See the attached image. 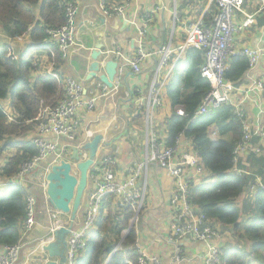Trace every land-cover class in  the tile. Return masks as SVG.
<instances>
[{
    "label": "trees",
    "instance_id": "obj_1",
    "mask_svg": "<svg viewBox=\"0 0 264 264\" xmlns=\"http://www.w3.org/2000/svg\"><path fill=\"white\" fill-rule=\"evenodd\" d=\"M113 1L121 0H109ZM65 12L64 0H0V31L8 39L0 43V157L12 153L0 167L2 181L17 177L22 166L38 156L34 142L22 138L36 128L45 108H54L65 97L60 79L32 78L35 53L46 54L53 61L62 56L58 46L50 41L48 31L65 23ZM25 38L31 44L18 55L10 41ZM203 63L204 52L195 49L187 50L176 63L168 84L174 112L166 121L164 144L166 148L175 146L180 135L191 142L200 166L214 178L211 182L192 185L191 202L212 225L223 228L222 234L225 231L246 239L241 247L224 249L221 264H264V189L250 190L251 186H256L257 179L264 182V157L250 154L247 165L238 163L239 169L249 174L234 173V152L243 139L242 123L235 109L225 105L195 117L211 89L201 75ZM247 68L246 59L232 58L225 79L234 84L242 82ZM176 107H181L183 116L175 111ZM4 108L10 111L9 115ZM213 126L219 131V140L208 136ZM44 174V170H37L35 175L42 180ZM29 194V188L18 184L6 186L5 190L0 187L1 248L14 247L22 241ZM244 194L248 202L243 206L245 216L240 221L241 212L235 201ZM133 217L131 209L118 208L113 197L105 198L94 228L85 235L86 247L79 252L74 264H138L136 228H130ZM125 232L128 233L123 238ZM246 242L250 243L249 250H246Z\"/></svg>",
    "mask_w": 264,
    "mask_h": 264
},
{
    "label": "crops",
    "instance_id": "obj_2",
    "mask_svg": "<svg viewBox=\"0 0 264 264\" xmlns=\"http://www.w3.org/2000/svg\"><path fill=\"white\" fill-rule=\"evenodd\" d=\"M64 1L74 2L79 8L76 45L66 58L61 56L58 61L49 59L46 54L41 52L35 53V70L32 73V78L55 77L62 81L63 87H65L66 80L75 79L84 86L87 94L91 96L92 93L98 92L99 80L96 78L88 79L90 67L94 62L92 54L96 50L97 44L101 42L103 45V53L98 60L100 75L105 73L104 65L112 58L110 55L107 56L108 52L118 49L129 59H134L137 56L140 46L138 42L139 30L143 29L142 47L145 50L156 51L169 44L172 50L171 63L164 68L158 77V81L164 82L161 92L162 105L155 110L153 115L154 131L159 137L161 147H165L164 142L167 139L166 121L174 112L168 88L176 66V64L173 66V60L178 55L179 47L184 44L191 24H195L199 20L206 23L211 21L217 11L214 3L211 0H131L126 6L124 15L105 16L101 0ZM121 1H113L111 4H119ZM260 6L259 0H244L243 4L244 11L247 13L259 11ZM155 7H160V11L155 14L150 13ZM256 24L254 29H250L241 36L243 45L256 47L259 41L264 43V15L260 16L259 14L257 16ZM30 44L29 39H22L20 50L16 49L18 55H21ZM184 56L183 54L182 57ZM157 62L158 58L156 57L143 62L139 74H134L132 69L127 66L124 72L119 75L120 80L113 89H110L111 92L107 97L98 99L92 111L82 110L79 112L77 116L79 127L75 143L72 144L65 138L61 139L58 150L60 156L50 157L37 169L45 171L44 178L40 180L35 175L37 170L27 177L24 186L30 189V193L36 194L39 198L35 209L36 224L30 232L23 236L21 241L23 250L20 253L18 264H35V258L42 256L43 247L53 238L51 231L54 227V214L58 215L59 221L64 226L70 225L71 214H64L51 206L46 194L47 185L43 186V184L46 183L47 172L53 166L60 164L61 161H70L73 148L82 147L91 142L95 136L102 137L95 164L90 170L82 205L74 222V231L80 230L85 224L89 195L97 186L99 179L97 169L105 158H116L119 165L117 171L119 181L131 178L130 175L140 172L138 167L145 162L151 153V148L148 147L149 124L144 106L155 79ZM258 71H264V63L260 64ZM246 83L248 81H242L237 86L241 87ZM3 103L9 105L7 102ZM245 108L250 123L256 126L259 122L264 127V120L260 117V111H264V98H253L245 103ZM31 132L28 138L26 135L22 140H32L37 135L36 128ZM193 153L191 142L183 136L177 150L176 160ZM11 154V152L7 153L6 157L0 161V167L4 165L7 156ZM82 154V160H86L88 152H82ZM247 158L248 156L242 157V164L247 165ZM187 175L192 179L194 185L211 182L213 178L207 170L203 169L201 172H197L196 168L189 167L187 168ZM36 178L40 180L41 186H30L35 184L34 182L39 183ZM174 183L175 180L170 173L156 162H149L137 178L138 186L146 184L148 188L141 219L136 227L137 244L148 255L158 257L164 264H169L170 259L177 252V247L170 242V228L173 221L170 198ZM7 184L8 181H0V187L4 190ZM241 197L246 199L247 195L244 194ZM228 235L226 246H231L234 239L230 233ZM217 244L222 251L226 249L223 247V234ZM179 248L181 256L186 257L184 264H205L206 244L183 241ZM3 250L4 248L0 247V253Z\"/></svg>",
    "mask_w": 264,
    "mask_h": 264
},
{
    "label": "built area",
    "instance_id": "obj_3",
    "mask_svg": "<svg viewBox=\"0 0 264 264\" xmlns=\"http://www.w3.org/2000/svg\"><path fill=\"white\" fill-rule=\"evenodd\" d=\"M131 0H123L119 4H111L109 0H101L102 10L105 16L124 15L126 6ZM217 8L211 21L206 23L199 20L191 24L187 31V38L184 44L179 47L178 55L173 60V66L185 55L187 50L195 49L204 52V63L201 66V75L211 86L210 92L204 97L198 107L195 117L209 114L222 106H232L240 117L243 127V139L236 147L233 158V172L237 174L249 173L240 170L238 163L242 157L255 154L264 157V127L257 122L253 126L247 115L245 103L255 97L264 98V71L259 72L258 68L264 63V43L259 41L256 47L245 46L242 44L241 36L250 29L256 27V18L264 15V0H259L261 6L259 11L247 13L244 11V0H211ZM65 23L57 29L49 30L48 35L52 43L56 44L63 56L66 58L71 49L76 45L77 20L79 8L74 2H65ZM160 7H155L150 13H157ZM136 24V22H133ZM147 25V24H145ZM144 30H139V49L134 59H129L118 49L107 53L111 60L118 62L119 75L129 66L134 74L141 73V66L152 58H158L155 68V79L149 90L145 111L149 124L148 147L151 153L147 156L144 163L140 164L138 171L146 168L149 162H156L161 168L167 170L175 180L174 189L170 198V206L173 211V221L170 228L172 242L177 247V252L170 259L169 264H184L186 257L181 256L180 244L183 241L199 242L206 244L207 251L204 258L205 264H221L222 250L217 241L222 238V231L210 223L205 214L200 212L191 198V189L194 183L187 175V168H196L201 172L197 155L187 154L181 159L176 160L177 150L180 146V135L176 140L175 146L171 148L161 147L159 137L153 128V115L162 105L161 92L164 82L158 81L160 74L171 63V46L164 45L156 51H147L142 47ZM242 57L247 60L248 68L245 72L243 81H248L245 85L238 87L225 79V74L232 58ZM240 83V82H239ZM65 97L54 108H45L38 118L36 131L37 135L32 141L39 150L31 162L22 166L20 174L8 181L7 186H24L27 177L34 173L40 165L50 157H59L58 150L62 138L74 144L76 133L79 127L77 116L82 110L92 111L98 99L107 97L111 90L102 83H98V92L89 96L84 86L75 79H68L65 83ZM252 98V99H251ZM143 100V99H142ZM259 108V107H258ZM180 116L184 115L181 108L175 110ZM260 117L264 120V111H260ZM118 162L116 158H105L99 165L97 173L99 179L94 191L89 195V207L84 226L74 231L69 237L68 262L74 264L81 250L86 247L85 235L92 230L99 217L100 207L103 200L113 197L114 203L118 208L131 209L134 217L130 222V228L137 227L142 214L148 188L146 184L137 185L138 173L130 175L123 181L118 180ZM256 186H251V191L257 188L264 189V182L257 179ZM47 185L44 183L43 186ZM27 201V220L25 223L24 236L30 232L36 224L35 209L36 199L32 194L26 198ZM54 223L51 234L64 226L57 214L53 215ZM126 236H123L125 238ZM52 238V240H53ZM123 241V240H122ZM21 242L14 247L4 248L0 253V264H18ZM120 248V247H119ZM139 262L138 264H164L158 257L148 255L141 246L135 245Z\"/></svg>",
    "mask_w": 264,
    "mask_h": 264
},
{
    "label": "water",
    "instance_id": "obj_4",
    "mask_svg": "<svg viewBox=\"0 0 264 264\" xmlns=\"http://www.w3.org/2000/svg\"><path fill=\"white\" fill-rule=\"evenodd\" d=\"M103 45L99 42L92 54L93 63L90 67L88 79L96 78L109 89H113L120 80L118 62L109 60L104 65V74L99 75V57L102 55ZM101 136H95L91 142L82 147H75L70 161H61L47 172L46 194L51 206L64 214H71V222L67 227H60L54 232V238L43 247L42 256L35 258V264H69L68 250L69 237L72 233L77 213L82 205V200L88 185L90 170L95 164ZM82 152H88L86 160H82ZM72 205V206H71ZM129 231V230H128ZM121 240L118 246L121 245ZM52 260V261H50ZM56 260V261H54Z\"/></svg>",
    "mask_w": 264,
    "mask_h": 264
},
{
    "label": "rangeland",
    "instance_id": "obj_5",
    "mask_svg": "<svg viewBox=\"0 0 264 264\" xmlns=\"http://www.w3.org/2000/svg\"><path fill=\"white\" fill-rule=\"evenodd\" d=\"M5 40H8L7 39V37H5V35L0 31V43H3ZM22 40V39H21ZM21 40H15V41H10V42H12L14 45H16V49H18V50H20V44H21ZM19 42V43H18ZM4 110L6 111V113L9 115V113H10V111L7 109V108H4ZM9 118H10V116H9ZM10 120V119H9ZM32 132H30V134H31ZM30 134H28L27 135V138L29 137V135ZM208 136H209V138L211 139V140H219L220 139V135H219V131H218V129H217V127L216 126H213V127H211L210 128V130L208 131ZM7 155V154H6ZM6 155H4V156H2V157H0V161L2 160V159H4L5 157H6ZM37 179V178H36ZM38 181H39V183L38 182H34L35 184H31L30 186H41V183H40V180L39 179H37ZM35 181V180H34ZM211 181H214V178H212L211 179ZM34 197H35V199H36V206H37V204H38V198H37V195L36 194H33V193H31ZM244 202H248V200H246L244 197H239V198H237L236 199V201H235V206H236V208H238L239 209V211L241 212V219H240V221L243 219V217L245 216V214H244V212H243V204H244ZM241 204V205H240ZM253 208V207H252ZM140 219H141V216H140ZM143 227V229L144 230H146V228L144 227V226H142ZM221 230H223V228H221ZM230 235L232 236V238L234 239V242H233V245H227L226 246V244H227V241H228V237H229V235H228V233H225V231H224V233H223V247H225L226 249L227 248H230V247H237V246H239V247H241L242 245H243V243L245 244V241H246V239H244V240H242L241 238H240V236L241 235H238L237 234V236L235 237L232 233H230ZM123 236H127V232H125L124 234H123ZM248 239V238H247ZM221 244H222V242H221ZM246 250H249V247H250V243L248 242V245H247V242H246ZM22 248H23V246H22ZM21 248V251H20V253H22V249ZM20 257V256H19Z\"/></svg>",
    "mask_w": 264,
    "mask_h": 264
},
{
    "label": "clouds",
    "instance_id": "obj_6",
    "mask_svg": "<svg viewBox=\"0 0 264 264\" xmlns=\"http://www.w3.org/2000/svg\"><path fill=\"white\" fill-rule=\"evenodd\" d=\"M99 83H101L100 81H99ZM194 154V153H193ZM128 233V232H127Z\"/></svg>",
    "mask_w": 264,
    "mask_h": 264
}]
</instances>
